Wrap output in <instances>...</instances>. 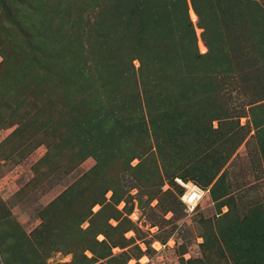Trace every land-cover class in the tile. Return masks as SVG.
<instances>
[{
  "label": "rangeland",
  "instance_id": "rangeland-1",
  "mask_svg": "<svg viewBox=\"0 0 264 264\" xmlns=\"http://www.w3.org/2000/svg\"><path fill=\"white\" fill-rule=\"evenodd\" d=\"M252 1L213 0L208 51L185 0L204 57L176 72L184 12L171 0L156 9L167 39L150 14L127 41L90 29L86 0H0V264H264ZM144 54L154 65L139 73ZM176 177L204 191L191 214Z\"/></svg>",
  "mask_w": 264,
  "mask_h": 264
},
{
  "label": "trees",
  "instance_id": "trees-1",
  "mask_svg": "<svg viewBox=\"0 0 264 264\" xmlns=\"http://www.w3.org/2000/svg\"><path fill=\"white\" fill-rule=\"evenodd\" d=\"M166 1L167 0H86L88 4L87 16L89 17L90 15H92V18L86 17V19L87 18L88 19L85 21V23H87L86 25H89L90 29L92 27L93 28L95 27L96 28L95 31H99L103 28L104 34H106L104 36L106 37L107 35L111 37L116 36V38L117 36H119L122 38V40L127 41L128 37L131 36L130 32L133 31V33H135L136 31H142V32L146 31L147 30L146 28H148L147 26H144V23L147 22L146 18H151L155 14L158 15L157 21L159 23H163L162 37H166L167 39V34H166V26L168 25L167 20L164 16H162L161 11L156 10ZM189 1L198 19V24L200 25V28H202L201 37L204 40L205 45L209 51L211 50V45H209L208 43L209 39L207 37L209 35V31L211 30L209 24V21L211 22L210 8L215 6L214 2L213 0H189ZM244 1L246 2L245 6L247 8H254V6H257V3L254 1H252L253 2L252 4L248 3L250 0H244ZM177 2L178 3H176V0H171V5H173V7H176L178 5L179 7L180 6L182 7L181 9H179L178 7L177 8L179 11L183 9L182 12H184V19H183L184 21H180L177 23L179 24V27H177L176 29V35L180 32L179 49L180 47L181 49L180 50L178 49V51H175L173 53L172 56H174L176 60L171 62V64L175 65V67L170 69L175 70L176 72H180L178 68H180L182 64L180 61H178L179 57L185 58L187 61L194 63V65L196 64L199 65L198 62L201 61L204 56L199 55L197 53L195 46L194 31L191 26L190 20L186 16L185 0H180V1L177 0ZM157 21H155V23H157L155 26V31L159 32V23ZM107 52H108L107 56L109 58L113 56L109 50H107ZM130 59L131 58H129V61ZM138 59H139L138 60L139 63H138L137 71H139V73L150 71V69L154 65V61L150 57H147L146 54H144L142 57L139 56ZM57 61L59 63L67 62V60L64 59V56H61L60 54H58ZM94 63L97 66L96 62ZM101 67L98 65V67L96 68L100 69ZM166 71H168V66ZM75 78L76 77H72V79ZM177 189H178L177 193L179 194L181 192V188L177 186ZM101 200L103 201L104 198L102 197Z\"/></svg>",
  "mask_w": 264,
  "mask_h": 264
},
{
  "label": "built area",
  "instance_id": "built-area-1",
  "mask_svg": "<svg viewBox=\"0 0 264 264\" xmlns=\"http://www.w3.org/2000/svg\"><path fill=\"white\" fill-rule=\"evenodd\" d=\"M174 183L181 188V192L178 194V201L183 207V212L191 214L204 191L191 181L181 178H174Z\"/></svg>",
  "mask_w": 264,
  "mask_h": 264
}]
</instances>
